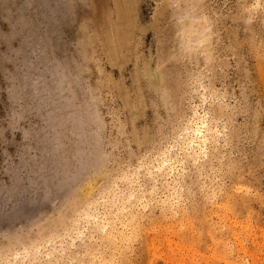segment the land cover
<instances>
[{"label":"rangeland","instance_id":"obj_1","mask_svg":"<svg viewBox=\"0 0 264 264\" xmlns=\"http://www.w3.org/2000/svg\"><path fill=\"white\" fill-rule=\"evenodd\" d=\"M0 264H264V0H0Z\"/></svg>","mask_w":264,"mask_h":264},{"label":"bare ground","instance_id":"obj_2","mask_svg":"<svg viewBox=\"0 0 264 264\" xmlns=\"http://www.w3.org/2000/svg\"><path fill=\"white\" fill-rule=\"evenodd\" d=\"M205 109V107H204ZM196 111V110H195ZM205 111V110H204ZM198 112V111H197ZM194 114V113H193ZM198 114V113H197ZM209 115L207 112L204 113V116H201L200 118V122L199 123H195L196 125H191V123L189 125H191V127L188 128L189 133L187 134L186 132V138L182 144V149L184 150L183 146L185 147L186 150V154L185 152H183V154L185 155V158H193L196 157L195 160H197L198 157H200L201 155L205 154L208 148V142L210 137L214 138L213 135L215 134L214 130H216L215 126H211L209 124ZM217 119V118H216ZM187 120V119H186ZM211 120V119H210ZM195 122V121H194ZM193 123V122H192ZM215 123V122H214ZM217 124V123H216ZM186 129V128H185ZM185 131V130H184ZM183 131V132H184ZM218 132V131H216ZM220 134H218L219 136ZM182 136V135H181ZM180 136V137H181ZM185 136V135H184ZM191 137V141L189 142ZM183 140V139H182ZM219 142V141H218ZM181 143V142H180ZM180 149V151L182 150ZM189 151H191L190 153H188ZM180 156V154H177L175 156L172 157L171 162L172 163H167L164 162L162 164V167L164 166H173L174 164H176L177 159L180 158L178 157ZM193 160V159H191ZM164 161V160H163ZM190 161V160H189ZM162 162V161H161ZM183 162V161H182ZM172 167V168H173ZM166 169V168H165ZM171 169V168H170ZM176 172V171H175ZM161 173V172H160ZM173 176V175H172ZM70 235V234H69ZM77 242V241H76Z\"/></svg>","mask_w":264,"mask_h":264}]
</instances>
